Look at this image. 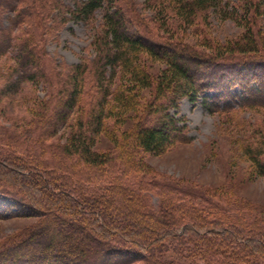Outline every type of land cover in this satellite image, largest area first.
<instances>
[{
  "label": "trees",
  "instance_id": "16d2710c",
  "mask_svg": "<svg viewBox=\"0 0 264 264\" xmlns=\"http://www.w3.org/2000/svg\"><path fill=\"white\" fill-rule=\"evenodd\" d=\"M143 3L159 17L160 30L154 32L125 0H80L74 6L63 0H0V56L11 53L14 60L0 81V95L15 92L24 82L48 88L25 140L14 144L15 138L2 136L8 148L0 151V170L12 177L0 173V192L11 194L19 209L30 210L18 216L46 214L12 244L0 247V264L264 263V218L250 221L240 215L254 208L264 212L263 206L240 200L224 207L208 200L209 190L201 195L155 181L144 159L191 140L186 119L171 112L184 98L196 102L200 93L213 91L208 100L216 104H207L211 110L220 108V100L222 111L232 110L237 95L232 89L239 86L240 107L264 111V35L255 29L264 0ZM100 9L91 41L94 56L65 71L46 51L47 40L70 20L93 21ZM213 9L244 32L215 46L194 44L168 20L174 16L175 27L187 30L207 21ZM155 62L164 66L157 69ZM87 94L89 108L80 107L89 100ZM77 110L67 139L47 141ZM127 114L134 124L122 130L117 124ZM105 129L113 133L120 153L94 147ZM246 152L264 176V151L246 147ZM140 173L148 180L137 177ZM35 189L41 190L38 199L32 197ZM150 191L159 196L156 210ZM35 199L42 209L36 210ZM169 251L183 261L166 260Z\"/></svg>",
  "mask_w": 264,
  "mask_h": 264
},
{
  "label": "rangeland",
  "instance_id": "374dc122",
  "mask_svg": "<svg viewBox=\"0 0 264 264\" xmlns=\"http://www.w3.org/2000/svg\"><path fill=\"white\" fill-rule=\"evenodd\" d=\"M63 1L74 6L80 0ZM125 2L130 7H134L136 15L142 18L148 26H151L154 32L157 29L160 30L158 28L161 25L159 17L152 12L150 6L143 3L144 0H125ZM172 15L175 14L172 13ZM101 18L102 10L100 9L97 11L95 19L91 22L70 20L56 38L48 39L45 49L54 58L55 63L60 62L62 68L66 71L73 65L80 63L85 57L91 58L94 56L91 41L97 28L96 24L98 25ZM168 20L175 24L172 25L174 27L173 30H179L184 35L186 42L194 44L203 43L204 45L211 44L213 46L217 43L223 44L227 41L236 40L245 30L242 25L224 15L219 9H213L207 21L202 19L195 22L187 30L183 26L179 27L178 25V29L175 27L177 26V21L174 16H170ZM255 29L261 31V34L264 35V15L259 16ZM199 47L204 50L207 49V46L200 45ZM13 63L14 60L11 57V53L0 56L1 82ZM154 66L158 69L164 65L155 62ZM151 71L154 72L153 70ZM232 90L237 94L234 101V109L232 110L222 111L223 100L218 102L220 108L211 110L207 104H214L212 99L208 100L215 94L213 91L200 93L196 102H192L187 98L182 99L179 108L172 109L171 112L186 119L188 135L191 140L175 142L159 155L147 154L144 155V159L151 166L152 176H150L155 181L173 184L174 186L179 185L185 187V189L196 191V193L198 192L201 195H204L203 191L206 190L208 192L209 190V194L206 193L205 195L209 197L208 200L215 201V204L219 203L224 207H228L230 203H237L240 200H249L255 205L264 207V176L258 174L254 163L246 152V147H251V149L260 148L264 151V111L261 108L240 107L242 89L236 86ZM47 92V86L42 83L24 82L15 92L0 95L1 152L8 148V145L4 146L8 141L4 142L5 136L15 138V144L16 140H25V137L23 138L25 134L29 135L28 131H30L37 117V114L33 112L39 110L38 100L44 97ZM87 98L89 99V96ZM90 104L91 101L89 99L82 102L79 106L89 108ZM112 105L113 103L109 102L108 107ZM78 114L79 111H75L71 120H69V124L62 127L55 137L52 139L48 138L47 141L55 143L56 141L62 142L66 140L75 129L74 125ZM131 115L127 114L125 122L122 125L117 124V127H122V130L132 127L134 120ZM117 121L120 123L122 120ZM7 130L8 132H6ZM110 133L109 129L101 132L96 138L94 147L102 152L117 150L120 153L121 149L116 147ZM111 134L113 135V133ZM2 136H4V139ZM44 157L46 156L44 155ZM4 171L0 170V173L5 178L11 179L12 175ZM72 175H74V179L79 177L76 171H73ZM141 176H145V179L148 180L147 174L140 173L137 175V177ZM130 177L133 178L136 175L133 174ZM132 181L134 184L138 183L134 178ZM97 187L99 188V183ZM40 191V189L31 191L34 194L32 197H37L38 199ZM149 195L151 196L150 204L156 210L159 196L153 191H150ZM14 201L11 194L0 192V247L12 244L16 238L21 237L20 233L22 230L32 223L38 222L46 214L45 210L44 214L39 211L40 214L32 213L31 215H26V213H23L24 215L18 216L19 212H30V210H27V208L19 209L13 204ZM33 201L37 206L36 210L38 208L42 209L43 205L39 204L36 199ZM5 206L8 208L6 209ZM240 215L250 221L264 218V212L255 208L252 212L244 210ZM163 256L169 261H183L173 251L165 252ZM260 261L262 262L260 264H264L263 260L260 259ZM129 264H148V262L139 260Z\"/></svg>",
  "mask_w": 264,
  "mask_h": 264
}]
</instances>
